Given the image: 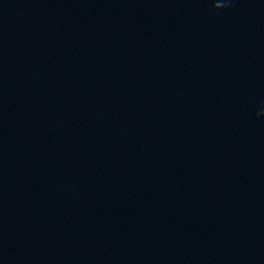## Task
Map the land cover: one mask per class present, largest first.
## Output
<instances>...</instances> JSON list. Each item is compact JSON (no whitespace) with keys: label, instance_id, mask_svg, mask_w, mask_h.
Listing matches in <instances>:
<instances>
[{"label":"water","instance_id":"1","mask_svg":"<svg viewBox=\"0 0 264 264\" xmlns=\"http://www.w3.org/2000/svg\"><path fill=\"white\" fill-rule=\"evenodd\" d=\"M0 0V264H264V0Z\"/></svg>","mask_w":264,"mask_h":264},{"label":"clouds","instance_id":"2","mask_svg":"<svg viewBox=\"0 0 264 264\" xmlns=\"http://www.w3.org/2000/svg\"><path fill=\"white\" fill-rule=\"evenodd\" d=\"M232 0H213V11L216 13L226 10L231 7ZM260 116H264V111L258 113Z\"/></svg>","mask_w":264,"mask_h":264}]
</instances>
